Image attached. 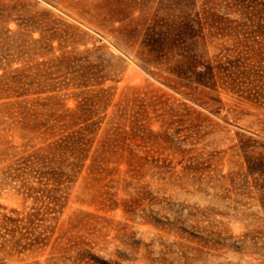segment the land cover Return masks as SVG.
Listing matches in <instances>:
<instances>
[{"label": "rangeland", "instance_id": "obj_1", "mask_svg": "<svg viewBox=\"0 0 264 264\" xmlns=\"http://www.w3.org/2000/svg\"><path fill=\"white\" fill-rule=\"evenodd\" d=\"M0 264H264V0H0Z\"/></svg>", "mask_w": 264, "mask_h": 264}]
</instances>
